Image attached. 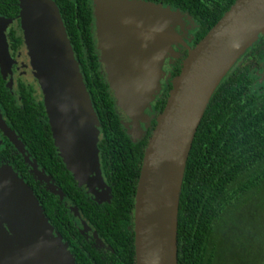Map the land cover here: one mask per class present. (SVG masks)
I'll return each mask as SVG.
<instances>
[{"label":"trees","instance_id":"trees-1","mask_svg":"<svg viewBox=\"0 0 264 264\" xmlns=\"http://www.w3.org/2000/svg\"><path fill=\"white\" fill-rule=\"evenodd\" d=\"M56 1L100 122V162L111 200L99 203L80 189L56 151L44 105L24 85H20L21 103L16 105L0 67V99L11 128L39 169L63 192L64 199L51 193L33 170L27 174L25 168L28 184L24 183L39 201L56 235L67 245L75 264H136L134 212L138 183L147 146L170 94L157 100L152 120L146 115L138 131L129 135L104 74L91 0ZM139 1L179 10L196 22L197 46L237 0ZM18 3L0 0V16L10 20L19 16ZM8 38L9 47L11 41L15 48L22 45L23 38L16 31ZM182 68L178 66L174 79ZM263 69L264 36L238 60L210 100L182 186L179 264H220L225 234L231 243L247 247L249 255L237 253L239 260L264 264V250L258 257L255 251V245L264 242V225H254L259 209L264 215V83L257 76ZM169 89L171 92L172 87ZM147 122L149 127L143 128L141 124Z\"/></svg>","mask_w":264,"mask_h":264},{"label":"water","instance_id":"water-1","mask_svg":"<svg viewBox=\"0 0 264 264\" xmlns=\"http://www.w3.org/2000/svg\"><path fill=\"white\" fill-rule=\"evenodd\" d=\"M92 2L99 12L97 34L101 62L107 66L109 86L115 91L116 105L127 110L118 97V91H121L129 106L139 113L134 120L126 112L134 121L133 133H129L133 136L140 128V121L146 117L145 111L151 108L160 92L165 75L163 65L167 56L173 55L172 45L178 37L175 29L190 18L179 10L142 1ZM20 7L25 43L45 95L44 107L56 151L81 189L91 190L90 176L93 174L98 189L110 200L111 190L104 181L95 146L99 142L100 122L58 7L52 0H28ZM29 12L34 18L36 15L43 17L42 27L48 22L45 15L50 20L46 38V44H49L42 53L43 62L38 55L40 63L31 49L34 42L29 25L32 28L34 20L29 18ZM119 12H127L128 16L124 18ZM136 13L150 18L145 16V21L134 19ZM160 19L163 21H158ZM12 21L0 16V24L4 23L0 26L3 35L4 28ZM151 25L157 27L156 31ZM261 36H264V0H237L196 48L189 51L180 75L173 80L167 105L158 117L157 127L147 146L138 183L134 212L136 264H179L180 198L198 128L223 79ZM142 39L147 49L152 48L153 43L165 47L163 52L156 49L153 54L157 56L155 62L153 55L145 54L143 50L135 51L137 41ZM1 42L9 55L5 35ZM150 62H153L151 66ZM0 67L6 78L7 69L1 58ZM141 90L146 95L142 99L139 97ZM84 119L88 127L94 129V153L83 132ZM30 164L39 181L63 200V192L51 178L39 170L35 161ZM0 179V207L1 202L5 206V202L14 199L17 204H13L14 210L7 216L12 218L15 213H25L23 220H16L12 226L2 220L9 240H2L7 241L6 247L0 245V264H75L74 257L54 232L34 193L17 175L3 171ZM99 199L97 196L95 201L102 203ZM12 247L19 248V251L15 252Z\"/></svg>","mask_w":264,"mask_h":264},{"label":"flooded vegetation","instance_id":"flooded-vegetation-1","mask_svg":"<svg viewBox=\"0 0 264 264\" xmlns=\"http://www.w3.org/2000/svg\"><path fill=\"white\" fill-rule=\"evenodd\" d=\"M24 1L28 0H19V7L21 4L24 3ZM54 3H58L56 0H52ZM71 1V0H67ZM139 1V0H134ZM91 6L92 8V17L94 19L95 23V35H96V44L97 49L99 46V40H98V34H97V22L99 19V12L97 8L94 6V3L91 0ZM151 3V2H146ZM57 5V4H56ZM21 8V7H20ZM21 10V9H20ZM21 13V12H20ZM20 16V14H19ZM19 16L15 17L11 20H18ZM176 30L178 31V39L176 38L175 44L172 45V48L175 50L173 51V55L169 54L164 62L163 68L165 69V75L161 81V89L159 94L156 96V100L152 103L151 108L147 114L151 117V120L153 116L156 114L155 104L157 103V100L162 98L163 96H166L168 93L170 94V87L173 88V79L174 74L176 73V69L178 66H182L183 63L186 61L187 57L184 58V54L187 53L189 55V51L196 48L194 46V42L196 40V33L199 30V26L196 22H193L192 20H186L185 22L180 23ZM16 31L17 35L22 36V33L19 30H16L14 28H11L9 31L8 36L11 34V32ZM262 37V36H261ZM23 38V36H22ZM9 39V38H8ZM24 44V40L22 41V45L19 46V48H15L14 42H10V52L12 57L16 56L18 52L22 49V46ZM99 55L101 54V51L98 49ZM101 56V55H100ZM16 69V68H15ZM264 69L257 74L259 77V81L262 83L261 77H264ZM6 87L9 88L10 92L13 94V97L15 99L16 105H20L21 98L20 95V85H24L28 90H33L34 88L27 84L25 81H23L21 78L17 80H13L10 72H6ZM35 96V93H33ZM36 97V96H35ZM44 105V104H43ZM149 110V109H148ZM148 123V122H147ZM141 124L143 128L146 126L149 127L148 124ZM156 129V128H155ZM13 133L14 136L11 134ZM15 137V139H14ZM23 148H21V145ZM33 161H35L30 153L28 152L26 146L22 143L19 135L11 128L10 122L8 120V117L6 116V112L3 109L2 100L0 99V177L1 173L3 171H6L10 174L17 175L20 180L26 183V178L24 176L25 170L28 169L27 174L31 172L32 167L31 164ZM101 163V162H100ZM26 168V169H25ZM102 169V167H101ZM40 170V169H39ZM23 171V173L21 172ZM41 171V170H40ZM46 174V173H45ZM103 174V172H102ZM49 176V175H47ZM104 177V176H103ZM105 180V179H104ZM28 181V180H27ZM1 182V179H0ZM30 183V181H29ZM28 184V183H26ZM29 186V185H28ZM30 187V186H29ZM81 189V188H80ZM84 191L83 189H81ZM85 192V191H84ZM91 200H94L92 197L89 196ZM0 222H2V218L0 217ZM104 248V247H102Z\"/></svg>","mask_w":264,"mask_h":264},{"label":"rangeland","instance_id":"rangeland-1","mask_svg":"<svg viewBox=\"0 0 264 264\" xmlns=\"http://www.w3.org/2000/svg\"><path fill=\"white\" fill-rule=\"evenodd\" d=\"M3 24L4 23H1L0 26L3 25ZM3 28L4 27H1V29H3ZM11 28L19 30L22 33L23 40H24V44L22 46V49L18 52V54L15 57L14 56L12 57L11 52H10V48H9V55L6 54V51L3 49V43L1 42V40L4 38V35H5V38L7 39V43L9 44L8 34H9V31L11 30ZM22 28H23V26H22V17H19L18 20H16V21L14 20V21L10 22V24L8 25V27L6 29L4 28V35L2 34V32H0V45H1V47H0V56L1 57L0 58L4 62V67L7 69L8 72H10V75H11L12 79L13 80H17V79L21 78L27 84L31 85L34 88V93H35V96H36L37 100L39 102H41L42 104H44L45 95H44V92H43L42 87L40 85V82H39L38 78L36 77V71H35V69L33 67L32 59H31V57L29 55V51H28L27 45L25 43V39H24V34H23ZM175 33L177 35L179 34L176 29H175ZM176 38L178 39L179 37H176ZM98 40H99V35H98ZM99 45H100V40H99ZM98 49H99V46H98ZM173 51L175 52L174 49H173ZM100 55L102 56V52H101ZM183 65H184V63H183ZM103 70H104V74L106 75L107 83L109 84L107 66L104 65V64H103ZM163 72L165 73V69L164 68H163ZM261 79H263L262 83H264V77H261ZM111 93H112V96H113V98L115 99V102H116L117 98H116L115 91L111 89ZM150 110H152V109H149V110L145 111V114L147 116H149L148 112ZM117 111H118V114L120 115V117L122 119V122H123L127 132L128 133H130V132L133 133L132 131H133L134 127L132 126V122H134V121L131 118H129V116L127 115L126 111L124 110V108L122 106H119V107L117 106ZM82 122H83L84 135L87 138V140L89 141V144H91L92 152L94 153L96 151V149L94 148V142H95V140H94V138H95L94 129H93L92 126L88 127L86 119L82 120ZM98 130H99V137H98L99 142L95 146H96V148L98 150L99 161H100V152H99V143H100V140H101L100 127L98 128ZM94 176L95 175H93V174L90 176V183L93 184V187L91 188L92 191L88 190L89 192H87V190H85L83 188L82 189L85 191V193L88 196L92 197L94 200H96V197L99 196V198H100L99 200L102 203H108L111 200V198H110V200H108L107 199L108 196L105 195V194L103 195L102 191L100 189H98V185H97L98 183L96 181H94ZM254 225L255 226H260V227L262 225H264V215H262V212L260 211V209H259V213H258V218L256 219V221H254ZM4 228L7 229L6 225L4 223L0 222V245H4V247H6L8 245L6 242L9 239H6V237H7L6 234L7 233L4 232V230H5ZM258 234L262 237L261 232L258 233ZM1 237H3L4 240L6 239L7 241L2 242ZM223 241H224V245L222 247V258H221L220 264H230L231 262L233 264H246L245 262H243V261H241V260H239L237 258V253L240 255V253L242 252V256L243 257L248 256L249 253H248L247 247L246 248H242L240 246L238 247L235 243H231V240L228 239V235L227 234H225ZM262 244H264V242H260L258 245H255L256 246V250L255 251L257 252V257L259 256L258 253L260 251L264 250V248H261V246H263ZM12 248L16 252L17 247H12ZM237 260H238V263H237Z\"/></svg>","mask_w":264,"mask_h":264},{"label":"bare ground","instance_id":"bare-ground-1","mask_svg":"<svg viewBox=\"0 0 264 264\" xmlns=\"http://www.w3.org/2000/svg\"><path fill=\"white\" fill-rule=\"evenodd\" d=\"M125 8H123L121 10H124ZM26 12L27 11L25 10L24 13H26ZM45 14H48V12L45 11ZM28 15H29V18H31L32 20H34V26L31 28V26L29 25V27H30V34L32 32V37H33V42H34V47L32 46L31 49H32L33 56L36 58V61L38 63H40L39 57L41 59V62H43V58L44 57H43V54L42 53L47 48V44H49V43L46 44V38H47V32L49 31V28H50V25L48 24V22L50 23V20L47 18L48 15H45V17L48 20V22H46L45 27H42L41 26V21L43 20V17H40L39 15H36V17L34 18L33 13L30 14V12L28 13ZM119 15L120 16H123L124 18L128 16L127 12L126 13L119 12ZM145 16L146 17H149L146 14L145 15H142L141 13H136V15H134V17H135L134 19H140L141 21H145V19H144ZM113 17H116V15L113 16ZM35 19L37 20L38 24L35 21ZM154 21L157 22L156 20H154ZM158 21H163V19H160ZM146 24L149 25V22H147ZM160 24H162V23H160ZM151 28L154 31H156V29H157V27L155 25H151ZM113 43H114V41H113ZM41 44H43L42 47H41ZM136 45H137V47L135 48V51H142L143 50L145 54L148 53L149 55L155 54L156 49H157L158 52H160V51L163 52V48H165L164 46L162 47V45H160V44L154 45V43H153V46H152L153 49L152 48L147 49L146 48V45H145V41L143 39L142 40H138ZM38 55H39V57H38ZM153 56H154L153 57V62H155L157 60V56L156 55H153ZM153 62H150L151 64H149V66H151L153 64ZM149 83H151V82H149ZM145 96H146L145 95V92H143L141 90L139 92V97L142 99ZM118 97H119L120 101L125 104V106L127 108L126 112L129 115H131V117L135 120L137 118V116H138L137 115L138 112L136 111V109H134V108H132V107L129 106L128 101H127V97L125 95H123V93H121V91H118ZM130 108L133 109V110H131ZM3 185H4V183H3ZM6 186H8V184H6ZM14 203H15V200L14 199L13 200L11 199L10 201L5 202V206H3V202H1V207H0V217L2 218V220L5 219L10 226H12V223L17 222L16 220H20L21 218L23 220V217H25V213H22V215H19L18 213H15L12 218H9L7 216L9 212H11V211L14 210L13 209V204ZM15 204H17V203H15ZM1 239L4 240L3 237H1ZM16 251L18 252L19 251V248H17Z\"/></svg>","mask_w":264,"mask_h":264}]
</instances>
